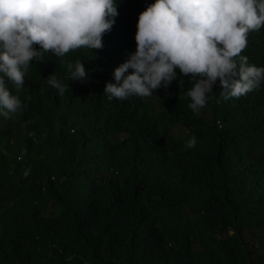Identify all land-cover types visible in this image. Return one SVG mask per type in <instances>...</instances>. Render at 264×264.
I'll return each mask as SVG.
<instances>
[{"label":"trees","instance_id":"16d2710c","mask_svg":"<svg viewBox=\"0 0 264 264\" xmlns=\"http://www.w3.org/2000/svg\"><path fill=\"white\" fill-rule=\"evenodd\" d=\"M116 2L102 49L41 52L23 88L4 77L23 109L14 130L0 115V264H264V79L227 100L217 80L207 118L188 107L195 81L179 69L151 97L109 100L106 83L155 0ZM241 55L264 68V27ZM77 60L87 79L70 81Z\"/></svg>","mask_w":264,"mask_h":264},{"label":"clouds","instance_id":"9594fccd","mask_svg":"<svg viewBox=\"0 0 264 264\" xmlns=\"http://www.w3.org/2000/svg\"><path fill=\"white\" fill-rule=\"evenodd\" d=\"M117 15L116 0H0V115L8 119L23 109L4 77L23 88L30 62L41 52L64 57L82 47L102 49V37ZM261 27L264 0H155L138 17L136 51L114 70L115 83H106L104 93L109 100L151 97L177 80L179 69L195 81L187 91L195 114L206 106L217 80L225 100L240 98L264 79V68L241 55L249 32ZM67 67L70 81L87 79L81 61ZM47 82L60 95L68 90L55 74ZM179 86L183 89L182 79ZM196 143L192 136L186 148ZM29 174L30 169L23 173Z\"/></svg>","mask_w":264,"mask_h":264},{"label":"rangeland","instance_id":"374dc122","mask_svg":"<svg viewBox=\"0 0 264 264\" xmlns=\"http://www.w3.org/2000/svg\"><path fill=\"white\" fill-rule=\"evenodd\" d=\"M89 84L90 85H94V86H97L98 85V83L95 80H91L89 82ZM47 108L51 112L50 113V117H52V120L54 121L55 129H57L58 126L61 125L59 123V121H58L59 114H58V112H54L53 110H51V106L50 105H47ZM199 113L202 114L205 118H207V109L205 107L203 109H201ZM9 119H10V121H12V129L13 130L16 129L17 128V125H18L17 124V121L16 120H13V117H11ZM66 127L70 130V132H71V130H73V131H80L81 130L80 125H76V126L73 127L71 121H68V123L66 124ZM178 130H179L178 127H175L172 130V132L174 134H176L178 132ZM123 137H124V135H120V134H116L115 133V134L112 135L111 139H112L113 142H115V141L121 140V138H123ZM17 160H18V158H17ZM116 164H118V162Z\"/></svg>","mask_w":264,"mask_h":264}]
</instances>
